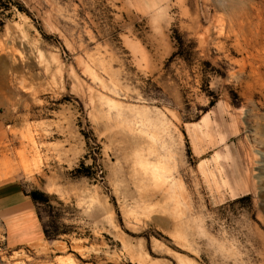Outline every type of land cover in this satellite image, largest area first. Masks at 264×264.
I'll return each mask as SVG.
<instances>
[{
  "label": "rangeland",
  "instance_id": "obj_1",
  "mask_svg": "<svg viewBox=\"0 0 264 264\" xmlns=\"http://www.w3.org/2000/svg\"><path fill=\"white\" fill-rule=\"evenodd\" d=\"M219 1L0 0V180L51 235L0 264H264V0Z\"/></svg>",
  "mask_w": 264,
  "mask_h": 264
},
{
  "label": "crops",
  "instance_id": "obj_2",
  "mask_svg": "<svg viewBox=\"0 0 264 264\" xmlns=\"http://www.w3.org/2000/svg\"><path fill=\"white\" fill-rule=\"evenodd\" d=\"M23 183L0 180V221L11 247L43 242L46 238L36 203Z\"/></svg>",
  "mask_w": 264,
  "mask_h": 264
},
{
  "label": "bare ground",
  "instance_id": "obj_3",
  "mask_svg": "<svg viewBox=\"0 0 264 264\" xmlns=\"http://www.w3.org/2000/svg\"><path fill=\"white\" fill-rule=\"evenodd\" d=\"M218 4H219L220 8L227 9L226 5L224 4V2L222 0L219 1ZM216 7L218 8V6H216ZM253 10H255L254 14H252V12H250V11L247 12L246 3L240 2L239 5L237 6V8H235L231 11V15H230V17H231L230 18V20H231L230 28L236 29V30H238V32L242 33L245 36V41L250 45L252 44L253 41H257L259 39V37H261V35H260L261 29L260 28L263 25V17H261L260 6H257L256 4H254ZM205 13H206V10H205ZM199 16H197V17H199ZM216 16H214V18ZM254 17L256 18V21H253ZM213 26H214V23H213ZM211 28H212V23L210 21V24L205 28V31L209 33ZM248 34L250 35V37L248 36ZM8 116H10V115H8Z\"/></svg>",
  "mask_w": 264,
  "mask_h": 264
},
{
  "label": "trees",
  "instance_id": "obj_4",
  "mask_svg": "<svg viewBox=\"0 0 264 264\" xmlns=\"http://www.w3.org/2000/svg\"><path fill=\"white\" fill-rule=\"evenodd\" d=\"M29 195L31 196V198L33 199V201L35 203H38V202H46L48 201V197L46 195H44V193L38 191V190H34V191H31L29 193ZM44 233H45V236L46 237H50V232L44 227Z\"/></svg>",
  "mask_w": 264,
  "mask_h": 264
}]
</instances>
